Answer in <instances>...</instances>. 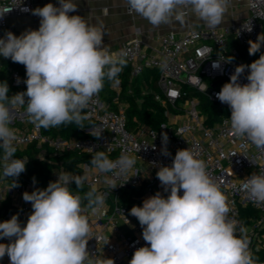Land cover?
I'll use <instances>...</instances> for the list:
<instances>
[{
    "label": "clouds",
    "instance_id": "clouds-1",
    "mask_svg": "<svg viewBox=\"0 0 264 264\" xmlns=\"http://www.w3.org/2000/svg\"><path fill=\"white\" fill-rule=\"evenodd\" d=\"M36 9L22 8L40 18L38 30H27L20 36L5 32L0 37V56L26 68L25 92L9 96L7 82L0 83V149L5 161L3 176L15 182L26 168L21 159H13L16 130L9 106H25L31 123L48 129L63 124L82 125V115L92 98L103 89L105 78L115 81L126 65L127 53H109L99 24H91L76 12L73 0H58ZM134 14L153 28L182 20L185 11L196 15L209 28L221 24L226 0H126ZM13 8H0V19ZM251 31V28L248 30ZM249 55L264 45V33L248 42ZM231 58H229L230 62ZM213 68L220 63L214 61ZM249 69L248 83L238 82ZM19 79L17 83H19ZM216 98L231 110L234 135L244 137L257 149L264 150V54L250 65H239L230 82L225 83ZM166 128L165 126H161ZM162 155L168 156L167 133H161ZM91 165L100 172L118 170L125 174L135 160L125 154L112 161L97 152ZM157 178L165 192L133 206L130 215L142 227L143 240L150 246L135 250L129 264H256L249 250L247 229L228 218L227 197L208 175L203 160L188 148L176 152L171 166H160ZM86 175L65 172L49 182L46 189L24 192L23 200L31 202L32 212L25 226L18 216L0 222V258L10 264H85L91 229L82 201L93 211L103 206L105 197L92 189L82 197L71 185L82 189ZM35 183V178H33ZM116 186H113V189ZM244 187L256 204H264V175L252 174ZM183 190V195L180 191ZM14 238V239H13ZM107 264H114L107 259Z\"/></svg>",
    "mask_w": 264,
    "mask_h": 264
},
{
    "label": "built area",
    "instance_id": "built-area-1",
    "mask_svg": "<svg viewBox=\"0 0 264 264\" xmlns=\"http://www.w3.org/2000/svg\"><path fill=\"white\" fill-rule=\"evenodd\" d=\"M33 1L0 0V8H13L0 19V37L11 32L7 18L30 14L31 11L21 9H33ZM225 9L230 12L229 19L220 27L188 28L182 33L168 30L151 34L149 41L144 39L140 28L135 27L133 35L120 48L119 52L127 53L124 58L130 66L131 76L140 75L147 68L158 71L156 88L152 91L165 107L166 120L155 126L144 123L128 126L126 104L119 103L118 88L112 100L117 104L116 109L109 108L98 94L83 110L89 123L82 127L88 136L81 138L46 134L42 127L30 122L26 105L14 106V111L25 121L21 127H11L16 130V148L46 143L55 152L71 151L90 157L104 152L112 161L125 154L135 160L125 174H118V170L100 172L91 165V160L71 166L60 164L50 172L51 182L65 172L86 175L83 186L95 189L97 194L105 197L103 206L95 211L82 206L85 208L82 214L87 217L91 229L85 264H107V259H112L114 264H129L136 249L150 246L143 240V229L137 218L130 215V210L133 206H142L145 199L157 192L165 198L170 194L164 191L156 174L160 166H171L176 152L185 148L205 162L208 175L227 197L230 208L227 215L237 222V234L239 227L247 229L249 250L256 264H264V204L254 203L244 187L246 178L252 174L264 175V150L233 134L227 122L231 110L216 98L222 86L230 82L237 66L250 65L241 56L240 48L249 47L248 42H255L262 34L264 0H226ZM126 11L132 15L127 4ZM188 15L189 11H185L183 17ZM260 49L264 50V45ZM214 61L220 63L219 68L212 67ZM13 63L26 72L24 65ZM9 72L16 93L24 92L21 72L16 68H10ZM248 74L246 68L238 82L242 85L248 83ZM148 91L151 88L145 87L142 94ZM199 95H204L221 109L218 114L211 113L209 122L208 114L200 109ZM165 132L168 156L162 155L165 146L161 133ZM15 182L19 186L12 188L13 181H0V211L3 213L0 222L17 215L23 227L32 212L31 202L23 200V193L40 188L26 171ZM113 186L116 187L113 189ZM179 194L183 195V190ZM5 203H8L6 210ZM245 206L254 209L256 214L247 213L244 219H240V208ZM10 242L8 238L0 239V243ZM0 263L10 264L9 257L0 258Z\"/></svg>",
    "mask_w": 264,
    "mask_h": 264
},
{
    "label": "trees",
    "instance_id": "trees-1",
    "mask_svg": "<svg viewBox=\"0 0 264 264\" xmlns=\"http://www.w3.org/2000/svg\"><path fill=\"white\" fill-rule=\"evenodd\" d=\"M262 33H264V26ZM249 47L240 48V53L241 56L251 64L255 60L259 59L261 54H264V50L260 49L254 55H249ZM10 68L18 69L24 77V81L27 79V76L26 72L22 70L19 65L0 56V83L7 82L9 87L8 95L11 97L16 94V88L12 85L10 80ZM157 75L158 71L155 68H147L140 75L131 76L130 66L126 62L125 67L123 68L122 72L119 73L115 81H109L105 78L103 89L99 92L100 98L101 100H104L107 103L109 108L116 109L117 104L112 101L117 91V88L115 87L116 82V85L119 89L118 101L119 103L126 104L125 114L128 126L131 127L134 124L140 123L155 126L161 121L166 120L164 114L165 107L162 106L159 100L154 97V92L152 91V89L154 90L156 88L155 80ZM145 87L151 88V91L142 94V91L145 89ZM26 90L27 86L25 84L24 92ZM199 98L200 109L208 114L207 121L209 122L210 120H212L211 113L214 112L215 114H218L220 113L221 109L217 107V104L215 102L210 101L204 95H199ZM169 108L173 111L171 107ZM82 115H84V112H82ZM88 123V119L86 118L82 121V125H76L75 123L63 124L56 127H50L48 129L42 128V131L46 134L59 135L64 138H81L88 136V134L82 130V127L86 126ZM16 149L17 150L13 158L26 160L25 171L32 181L33 178H35V184L40 189L47 188L49 182H51L49 179L50 172L54 168L58 167L60 164L71 166L72 164L77 163L79 161H88L94 157L78 154L77 152L71 151L55 152L54 149L46 143H31L23 148ZM2 153L3 149H0V154ZM3 169L4 164L0 163V181H13L12 178H5L3 176ZM71 190L74 193L78 191L82 197L85 193L90 191V189L86 188L85 186H83L82 189L78 190L76 189V186L74 184L71 185ZM125 192L131 191L126 190ZM87 203V200H83L82 206L87 205ZM3 207L4 210H6L8 207V203H5ZM247 213L256 214V211L249 206L241 207L240 219H244ZM2 216L3 213L0 211V217Z\"/></svg>",
    "mask_w": 264,
    "mask_h": 264
},
{
    "label": "crops",
    "instance_id": "crops-1",
    "mask_svg": "<svg viewBox=\"0 0 264 264\" xmlns=\"http://www.w3.org/2000/svg\"><path fill=\"white\" fill-rule=\"evenodd\" d=\"M48 3L59 6L58 0H34L33 9L43 7ZM77 7L76 12L69 15H80L91 24H99L102 27L104 43L109 53H118L123 44L133 35L134 28L138 27L143 33L144 39L149 41V36L154 33H163L173 30L182 33L190 28L208 27L196 15L189 12L182 20L173 19L168 25L158 28L151 27L146 20L134 14L129 15L126 11V0H73ZM229 11L225 9L222 22L216 27H220L228 22ZM40 18L38 16L25 14L21 16H10L7 18L11 32L20 36L27 30H38ZM115 87H117L115 82ZM10 107L12 121L9 127H21L25 121L14 111V106Z\"/></svg>",
    "mask_w": 264,
    "mask_h": 264
},
{
    "label": "rangeland",
    "instance_id": "rangeland-1",
    "mask_svg": "<svg viewBox=\"0 0 264 264\" xmlns=\"http://www.w3.org/2000/svg\"><path fill=\"white\" fill-rule=\"evenodd\" d=\"M3 155H4V153L0 154V163H2V164L5 165V161L3 160ZM13 159H14V158H13ZM21 160H23L24 162H26L25 159H21Z\"/></svg>",
    "mask_w": 264,
    "mask_h": 264
},
{
    "label": "water",
    "instance_id": "water-1",
    "mask_svg": "<svg viewBox=\"0 0 264 264\" xmlns=\"http://www.w3.org/2000/svg\"><path fill=\"white\" fill-rule=\"evenodd\" d=\"M209 91V90H208ZM13 158V157H12Z\"/></svg>",
    "mask_w": 264,
    "mask_h": 264
}]
</instances>
